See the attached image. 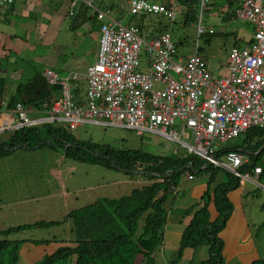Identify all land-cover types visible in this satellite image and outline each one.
I'll list each match as a JSON object with an SVG mask.
<instances>
[{"label":"built area","instance_id":"2783aa9c","mask_svg":"<svg viewBox=\"0 0 264 264\" xmlns=\"http://www.w3.org/2000/svg\"><path fill=\"white\" fill-rule=\"evenodd\" d=\"M78 1L100 21L96 59L85 69V100L73 93L70 77L47 68L43 71L45 83L61 87L59 99L44 104L47 117L33 119L20 103L9 108L4 101L0 114L13 118L14 123L4 124L0 130L60 121L73 131L86 122L101 120L134 129L138 135L148 131L178 140V132L173 129L178 123L181 133L186 131L190 136L191 152L205 163L225 167L240 179L239 183L250 180V175L258 176L259 167L251 173L239 171L247 161L240 151L225 153L222 157L227 164L215 155L221 144L247 129L264 128V0L231 2L234 16L251 25L252 34L245 46L230 47L225 72L220 76L208 70L197 45L190 53L180 54L169 32L146 39L138 26L124 24L109 9L96 8L93 0H72L70 15ZM13 2L0 0V9ZM126 2L132 15L175 19L173 5L147 0ZM207 7L208 0H199L198 34L205 32L200 17Z\"/></svg>","mask_w":264,"mask_h":264},{"label":"rangeland","instance_id":"374dc122","mask_svg":"<svg viewBox=\"0 0 264 264\" xmlns=\"http://www.w3.org/2000/svg\"><path fill=\"white\" fill-rule=\"evenodd\" d=\"M128 8L129 6L124 7V11H129ZM184 10V5L178 4L175 8L174 20L164 15H146L142 20V37L149 39L162 32H169L174 44L182 41L177 50L180 54L191 52L197 45L200 48V54L206 60L208 70L220 76V71L225 68L229 48L238 40L237 38H242L239 41L241 44L244 43L252 26L248 27L244 21L234 17L231 9L227 10L228 14L215 7L211 11L201 13L200 24L204 26L206 33L199 36L197 22L186 26L180 25L179 19ZM197 12L199 17V10ZM224 15H229V18L223 20ZM127 18L122 19L124 24H127ZM71 20L72 18L66 15L65 10H62L58 19L51 21L49 28L43 26L41 45L31 44L32 46L20 52L12 50L7 60L11 63V68L16 69L18 73L24 72L19 80L25 81L27 73L34 72L36 78L32 83L41 82L42 69L45 67L52 68L60 75H67L72 71L71 77H80L78 79L80 81L73 86L79 87L84 101L86 91L85 78L82 79V74L85 72L84 65L93 59L98 43L94 33L90 34L83 29L84 35H82L75 28L70 29ZM17 36L10 34L7 44L10 46L14 42L16 46L18 41L23 42L22 37ZM207 37L210 38L209 41H206ZM8 88L6 92L9 93L11 87L9 90ZM28 116L32 115L28 114ZM56 125H62V122L57 121ZM173 129L178 132V140L148 131L138 135L134 129L107 125L101 120L86 122L70 132L80 142L108 145L119 150L141 149L152 154L166 155L174 152L178 155L191 154L192 141L188 132L185 131L182 134L181 125L178 123L173 125ZM7 136L8 132L0 133V141ZM243 139L244 133L221 146L239 144ZM194 154L193 157H199ZM218 159L227 164L224 157L220 156ZM262 159L264 160V154ZM145 167L146 165L139 164L135 169L143 170ZM135 169H120L111 164L105 166L98 163H79L64 157L60 146L47 144L38 147L20 146L0 157V230L27 224L31 226L12 234L9 239H57L51 244L22 242L18 249L17 264L33 263L44 252L61 246L60 240H66L65 243H68L72 238V226L65 216L69 212L103 199H118L130 194L133 189H141L152 181V176ZM225 171L228 170L224 167L220 168L216 181L224 179ZM194 177L203 179L208 176L203 173ZM252 177L253 175L249 176L251 181ZM244 183H246L244 191L250 192V197L244 196L242 202L247 208L249 218L252 217L257 223L252 228L251 240L243 244L241 248L238 264H250L252 259L264 257V189L259 186L264 184L256 180V186L249 184L246 180ZM169 199L171 200V196ZM169 199L166 202L167 210L170 207ZM40 221H59V223L44 227L33 226ZM200 251L204 256L207 255L206 246H202ZM164 254L166 256L168 252ZM154 259L155 264L170 263L161 251L154 253ZM62 262L69 264L71 260Z\"/></svg>","mask_w":264,"mask_h":264},{"label":"trees","instance_id":"16d2710c","mask_svg":"<svg viewBox=\"0 0 264 264\" xmlns=\"http://www.w3.org/2000/svg\"><path fill=\"white\" fill-rule=\"evenodd\" d=\"M180 1L185 7L182 12L183 17L179 19L180 25L186 26L197 22L199 0ZM228 6L231 7V3ZM80 7L82 10L73 15L70 28L83 23L86 19L87 9L84 5ZM124 10L121 16L128 17L127 24H134L141 30L142 20L146 15H127L129 11ZM228 18L229 15L226 19ZM88 19L91 20L92 17H87ZM209 40L210 38L207 37L206 41ZM181 42L180 40L175 43L177 50ZM248 42L245 41V45ZM244 43L241 44L237 40L234 45L242 47L245 46ZM198 52L200 53L199 47ZM73 93L80 99L78 86L74 88ZM60 95L61 87L58 84L50 85L45 81L37 83L21 81L7 96L6 82L0 78V111L2 102L5 101L9 108H14L16 103H20L26 111L33 113L32 111L41 110L43 113L47 109L44 104H52L59 99ZM56 123L38 122L10 130L9 136L0 141V157L22 145L26 147L56 145L62 148L64 157L79 163H98L105 166L111 164L127 170L135 169L139 164L146 165L143 170L150 172L145 175L152 176V181L141 189H133L130 194L118 199H103L69 212L65 218L70 220L72 226V238L69 240L71 244L65 243L66 240H60L61 246L44 252L31 264H60L68 259L71 260L69 264H155L154 253L160 251L163 244L168 212L166 202L171 196L170 202L174 203L177 197L174 191L186 172L192 176L204 173L208 177L205 189L196 206L202 204L192 213V217L181 234L177 254L169 264H179L185 249L189 248L196 252L202 246H206L207 255L199 264H224L222 256L224 244L219 232L225 227L230 217L232 205L227 193L239 186L238 177L225 171L227 177L225 182L215 183L220 167L210 164L202 169L204 160L197 158L194 152L183 155L175 152L167 155L152 154L141 149L119 150L108 145L84 143L78 141L63 125H56ZM262 145L263 147L259 150ZM241 150L252 151V154L247 156V161L240 166L239 171L251 173L254 168L259 167L261 172L257 180L264 184V160L262 159L264 128L247 129L241 143L221 146L215 156L219 158L229 151L241 152ZM92 152H98V154ZM193 154L195 157L192 156ZM188 163L192 166L184 168ZM178 169L181 170L178 171ZM171 171L173 173L168 175ZM194 207L195 205L191 206L186 212L189 213ZM211 208L215 213L214 216H212ZM56 223L58 224L59 221H40L34 223L33 226L44 227ZM28 226L31 225L25 224L0 230V264H17L18 249L22 242L51 244L57 241L55 238L49 240L9 239V236ZM194 260L192 257L189 263L191 264ZM61 264L67 263L62 262ZM250 264H264V257L254 259Z\"/></svg>","mask_w":264,"mask_h":264},{"label":"crops","instance_id":"0c3cea01","mask_svg":"<svg viewBox=\"0 0 264 264\" xmlns=\"http://www.w3.org/2000/svg\"><path fill=\"white\" fill-rule=\"evenodd\" d=\"M147 1L153 3L165 4V5H173V7L175 8L178 4L180 6L183 5L180 0H147ZM232 1L233 0H208V7L203 12H208L214 9L215 7L216 8L218 7V10H220L221 12L223 13L227 12L229 14L227 10L230 9L232 10V8L229 7L230 5L228 6V4L231 3ZM93 3L95 7L98 9H109L114 17H118V19L121 20L124 19V17L121 16V12L122 10H124V7L128 6L126 0H93ZM71 4H72V0H14L13 4L0 9V78L6 80L5 81L6 89L8 88V85H10L9 88L10 87L11 88L9 93L13 92L16 85L22 81L19 80V78L21 79V76L24 74V72L21 74L18 73L16 69L11 68V63H9L7 59L8 57H10L11 52H13L12 50L20 52L27 49L29 46H32L31 44L41 45L42 44L41 41L43 39L41 31L43 26L49 28L51 21L54 20L55 18L58 19V16L62 10H65L66 15L72 18L77 11L82 10L80 6L84 5L79 1L76 2V4L74 5L73 13L72 15H70L69 9ZM210 4H214V5L211 6ZM84 7L86 6L84 5ZM86 9H87L86 10L87 16L85 21L81 24H77L74 28L78 32L82 33V35H84L83 29L88 31L90 34L94 33V35L96 36V41L98 43V28L100 21L96 19L95 15L87 7ZM197 10H199V8ZM231 12L232 15H234L233 11ZM87 17H92V19L87 20ZM182 17L183 16L181 15L180 18ZM226 17L227 15H224L222 19L224 20L226 19ZM198 21H199V17H198ZM245 24L249 27V24L247 23ZM77 27L79 28L76 29ZM74 28L72 27L70 29H74ZM250 29L251 31L247 39H244V42L249 41L251 38L252 27ZM12 30H15V32H10ZM205 33L206 31L202 34ZM10 34L11 35L16 34L18 35L17 37H22L21 40L23 42L18 41V44L16 46H14V42H12V44H10L9 46L7 44L8 43L7 40ZM202 34L197 33V35L199 36ZM237 39L241 40L242 38H237ZM232 46H236V45L233 44ZM95 59H96V54H94L93 59L91 61L87 62V64L84 65L85 69L89 64L93 63ZM47 68L53 70L50 67H45L44 69H42L41 81H44L43 71ZM220 72L221 74L224 73L225 68ZM71 73L72 71L67 75H61V76L70 77V80L74 85V82L77 83L80 81L78 80L80 77L78 76L71 77L72 75ZM82 76H83L82 79H84L85 72L82 74ZM32 77H34L33 80L31 79ZM25 78H26L25 81H29L32 83L34 82L36 75L34 72L27 73V76ZM9 93L7 94V96H9ZM80 98H81V91H80ZM32 112L33 113H31L30 111L28 114H31L32 116L29 117L33 119H40V118L45 119L47 117L46 112L43 113H41L42 111H32ZM13 123H14L13 118H6L5 114L2 113L0 114V128L4 124L5 126H8L10 124L12 125ZM9 131L10 129L7 128L5 130H0V133L2 134V132H8V136H9L10 133ZM7 137H5L4 139H6ZM218 173L216 179L219 176ZM226 178H227L226 174L224 173V179H220V180L218 179V181L215 180V183L225 182ZM255 178L256 181H258L256 176H253L252 181L251 180H246V181L249 182V184L256 186L257 184L255 183ZM206 180L207 178L197 179V177H194V175L192 176L189 173L183 174L179 186L174 191L175 196H177L174 203H171L170 199L168 201V203H170L169 205L170 207H168L167 221L163 235V244L161 246L160 251L161 254L163 253V256L169 261H171L173 257L176 256L177 254V249L179 246L181 234L185 226L187 225L189 219L192 217V213L196 208H198L202 204L201 203L196 206L197 202L199 201L203 193V190L205 189ZM245 185L246 183L244 182L239 183V186L237 188H233L229 190L227 193L229 201L232 205V210L230 217L225 224V227L219 232V236L223 240V244H224L222 251L224 264H231V263L238 264L241 248L243 244H247L251 240V237L253 235L252 228L253 226L255 227L257 223L256 220H254L252 217L249 218V216L247 215L248 214L247 208H245L242 202L243 200L242 198L244 196L245 198L250 197V192L244 191ZM259 186L260 188L264 189V186L262 185ZM194 205L195 207L191 209L189 213H187L186 212L187 209H189L191 206ZM211 211H212V216H214L215 213L212 208ZM198 250L195 252L189 248L185 249L179 264H190L189 260L192 257H194L195 260L191 264H199V262L202 259L206 258V256H204L203 252H201L200 249ZM166 251L168 252V255L165 256L164 253Z\"/></svg>","mask_w":264,"mask_h":264},{"label":"water","instance_id":"95a60500","mask_svg":"<svg viewBox=\"0 0 264 264\" xmlns=\"http://www.w3.org/2000/svg\"><path fill=\"white\" fill-rule=\"evenodd\" d=\"M262 147H263V145L259 148V150H260ZM191 149H192V147H191ZM192 152H194V151H192ZM241 152H242L244 155H246V156L251 155V154L249 153V151H247V150H241ZM93 153H94V154H98V152H93ZM256 153H257V152H256ZM112 163L114 164V162H112ZM209 165H210L209 163H205V162H204L202 169H203V168H207ZM191 166H192V164H191V163H188L187 165L184 166V168H186V167H191ZM114 167L118 168L117 166H114ZM120 169H121V168H120ZM135 170H137V171L140 170L139 172L145 174V171H143L142 169H135ZM180 170H181V169H178V171H180ZM172 173H173V171H171L170 173H168V175H169V174H172Z\"/></svg>","mask_w":264,"mask_h":264},{"label":"bare ground","instance_id":"6f19581e","mask_svg":"<svg viewBox=\"0 0 264 264\" xmlns=\"http://www.w3.org/2000/svg\"><path fill=\"white\" fill-rule=\"evenodd\" d=\"M234 139V138H233ZM232 140V139H231ZM230 141V140H229ZM228 170V169H227Z\"/></svg>","mask_w":264,"mask_h":264}]
</instances>
